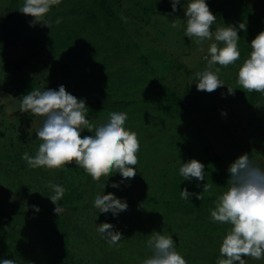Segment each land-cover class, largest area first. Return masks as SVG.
Wrapping results in <instances>:
<instances>
[{
  "label": "rangeland",
  "instance_id": "1",
  "mask_svg": "<svg viewBox=\"0 0 264 264\" xmlns=\"http://www.w3.org/2000/svg\"><path fill=\"white\" fill-rule=\"evenodd\" d=\"M106 1L112 4L109 16L104 0H61L45 18L49 28L31 26L34 18L19 12L24 0H0V97H9L0 100V261L141 264L151 254L146 242L155 230L173 237L188 264H216L231 226L212 222L210 210L227 189L228 167L244 153L264 165V140L255 142L260 137L244 124L248 111L238 97V72L233 73L243 62L225 71L234 94L228 87L197 91L195 74L207 67L204 57L214 40L198 45L185 37L187 0L175 13L170 0ZM206 3L217 17L213 32L224 24L246 25V31H238L240 47L264 31V0ZM60 85L86 100L94 130L112 112L127 114L124 127L140 141L134 178L113 188L122 180L119 173L94 181L75 163L59 169L28 167L22 156L38 151L42 141L36 133L44 118L21 113L20 98L33 88L58 90ZM168 91L183 101L172 100ZM212 105L220 108L215 115ZM253 109L264 115V102ZM94 130L81 135H94ZM191 159L205 165L204 181H184L179 174ZM50 182L65 189L58 201L60 216L48 198L54 194ZM204 183L210 187L202 200L181 198L184 187L199 193ZM108 193L135 206L118 216L100 213L94 200ZM33 205L48 212H36ZM104 222L123 234L118 244L109 245L96 232ZM244 259L264 264V259Z\"/></svg>",
  "mask_w": 264,
  "mask_h": 264
},
{
  "label": "clouds",
  "instance_id": "2",
  "mask_svg": "<svg viewBox=\"0 0 264 264\" xmlns=\"http://www.w3.org/2000/svg\"><path fill=\"white\" fill-rule=\"evenodd\" d=\"M172 11H178L181 0H170ZM61 0H24L19 12L33 17L31 26L40 23L49 27L51 21L45 19L53 6H58ZM186 17L185 37L194 38L198 45L205 40L213 41L204 59L207 67L195 74L197 91L212 93L225 86L219 79L221 67L235 65L240 59L238 41L239 30L246 31V25L218 26L213 32L212 25L217 17L210 11L206 0H187L184 5ZM60 23V19L55 21ZM177 27L175 21L171 22ZM222 45V46H220ZM249 56L238 69L237 85L245 92L264 94V31H261L250 45ZM219 65L220 67L214 66ZM228 87V94H234L232 87ZM9 97H0L7 100ZM20 103L21 113H31L33 116L43 117L42 126L36 135L42 141L34 156L25 152L22 159L32 169H59L66 164L75 163L83 168L85 173L94 181L101 177H110L119 173L120 183L113 182L110 186L119 188L125 180L137 175V153L140 141L135 131L124 127L128 116L123 112H112L106 123L95 127L86 117V100L78 99L60 85L58 90L34 89L23 95ZM222 115H227L222 112ZM87 130L94 135L82 137ZM29 129V134H30ZM205 165L196 159L182 164L179 174L184 181H204ZM227 189L215 201V207L210 210L212 222L228 224L231 227L222 238L219 248L220 257L216 264H246L245 257L254 260L264 259V165L252 159L248 153L239 156L228 167ZM48 187L54 192L48 197L56 205L54 213L58 216L63 209L58 204L65 193L63 186L49 183ZM197 187H201L197 184ZM204 183L199 193L190 192L187 187L181 190V198L189 200L191 197L202 200L203 193L209 190ZM105 188V184H104ZM36 212L38 206H32ZM94 207L100 213L111 212L118 216L128 209L126 200L117 198L115 194L97 195ZM96 232L109 244L116 245L122 240L123 234L115 230L111 223H101L96 226ZM151 253L143 259L141 264H188L187 260L176 250V244L171 235L153 231L146 242ZM0 264H16L15 259H3Z\"/></svg>",
  "mask_w": 264,
  "mask_h": 264
},
{
  "label": "trees",
  "instance_id": "3",
  "mask_svg": "<svg viewBox=\"0 0 264 264\" xmlns=\"http://www.w3.org/2000/svg\"><path fill=\"white\" fill-rule=\"evenodd\" d=\"M103 4L106 7V9H104V14L106 16H109L111 14V12L113 13L112 4L110 5L108 3V1H106V0H104ZM141 20L145 21L146 19L142 18ZM238 35H240V34H238ZM248 42H251V41H248ZM238 48H239V51L241 53L240 59L238 61L244 62V60L250 54V51H251L250 44H247L246 46L242 45L241 47L239 46ZM204 61L205 60L203 59L202 62H204ZM230 66H231L230 68H232L233 70L236 68V64L230 65ZM215 67H220V66L216 65ZM226 69L227 68L221 67L222 72H220V74H219V78L221 77L222 78L221 80L225 84V86H223V88L227 87L229 79H232V77H229L231 74L226 75V73H225ZM237 72H238V70L233 71V73H235L234 76H236ZM167 94L170 96V98L173 97L172 100H174V101L178 100V101H180V103L183 101V98L181 97V95H177V93H175V92L168 91ZM216 96H217V94H216ZM238 97L242 98L243 103L246 104L245 109L248 111L247 114L245 113L246 116H245L244 124H247L249 126L251 125L253 127V130H255L253 133L257 134L260 137V139L258 141H255V142H260V141H262V139L264 140V115H257V112L254 111V109H253V107L256 103L261 102V101L264 102V94L258 93V92L249 93V92H245L244 90H241L240 93H238ZM223 102L225 103L226 101H223ZM212 106L214 108V115H215L220 110V108H216L215 105H212ZM199 109L204 110V107L199 108ZM207 146H208L209 150H213V146H212V143L210 141L207 142ZM126 202L128 205L135 206L133 201L126 200ZM40 211L48 212V210H45V209H40ZM1 213L2 212H0V214ZM61 259L64 260L63 258H61Z\"/></svg>",
  "mask_w": 264,
  "mask_h": 264
}]
</instances>
